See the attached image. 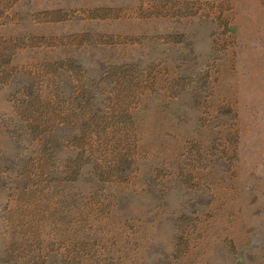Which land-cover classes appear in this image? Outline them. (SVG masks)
<instances>
[{
	"label": "rangeland",
	"instance_id": "obj_1",
	"mask_svg": "<svg viewBox=\"0 0 264 264\" xmlns=\"http://www.w3.org/2000/svg\"><path fill=\"white\" fill-rule=\"evenodd\" d=\"M0 264H264V0H0Z\"/></svg>",
	"mask_w": 264,
	"mask_h": 264
}]
</instances>
